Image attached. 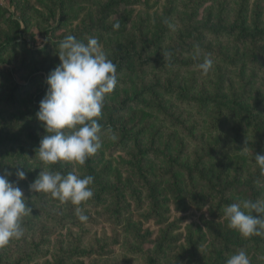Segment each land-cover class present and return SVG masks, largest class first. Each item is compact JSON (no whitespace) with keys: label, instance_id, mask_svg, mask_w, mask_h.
<instances>
[{"label":"trees","instance_id":"1","mask_svg":"<svg viewBox=\"0 0 264 264\" xmlns=\"http://www.w3.org/2000/svg\"><path fill=\"white\" fill-rule=\"evenodd\" d=\"M24 1L10 0L7 8L0 4V102L21 105L9 119L29 137L35 166L0 159V175L12 173L9 179L24 191L32 212L21 217L24 235L0 247V264H86L83 257L107 255L112 251L107 247L122 242L124 264L135 259L140 264H226L239 250L250 255L251 264H264V235L245 238L228 227L224 215V208L239 200L264 202V173L255 162L256 153L264 154V76L260 84L256 78L259 69L264 74V0H235L232 8L228 0H165L161 12L144 17V25L126 15L111 19L119 0H107L94 18L83 16L75 31L69 27L89 0H38L45 12L35 17L54 22L36 24L43 39L39 46L25 15L31 8L18 12ZM210 1L214 6H206ZM117 21L120 28L113 30ZM60 30L65 32L53 38ZM68 35L84 43L97 38L116 65L117 84L105 94L97 118V152L83 165H45L38 150L35 154L46 134L36 112L46 93L47 71L60 63L58 45ZM20 49L31 60L40 56L23 83L15 77H22L30 64L21 60L16 67V60H5ZM50 54L54 57L45 66ZM205 58L213 64L202 74L198 65ZM174 69L164 79L157 75ZM30 89V100L23 99ZM13 137L0 138V147L16 143ZM17 167L25 172L22 180L15 174ZM41 170L90 175L94 195L80 205L65 202L62 213L54 211L58 198L29 189ZM131 203L137 210L145 207L143 220L164 225L159 237L132 221ZM91 205H105L120 229L97 247L81 244L84 222L92 220L83 207ZM77 208L86 221L78 218ZM190 208L200 213L199 223L186 224L184 234H172ZM172 210L183 216L167 223L164 215ZM66 227L78 229V240L69 228L66 234L56 233Z\"/></svg>","mask_w":264,"mask_h":264},{"label":"clouds","instance_id":"2","mask_svg":"<svg viewBox=\"0 0 264 264\" xmlns=\"http://www.w3.org/2000/svg\"><path fill=\"white\" fill-rule=\"evenodd\" d=\"M112 27L118 30L119 21ZM58 48L60 63L46 78V93L36 112L46 134L41 137L35 154L38 150L39 159L45 165L57 161H75L83 165L101 147V125L97 118L101 117L105 94L117 84L116 65L101 50L95 37L84 43L68 35ZM165 55L163 53L164 58ZM212 64L211 59L205 58L198 68L202 74H207ZM111 138L116 139L115 136ZM255 162L264 173V154L256 153ZM21 168L17 167L15 174L22 180L25 172ZM11 175V172L0 175V247L24 235L21 217L32 212L26 205L23 190L9 179ZM93 179L90 175L81 177L72 172L41 170L29 189L80 205L94 195L89 187ZM76 214L81 221L88 219L80 208L76 209ZM224 215L228 227L243 237L264 235V202L239 200L226 206ZM226 264H251V261L244 250H239L227 259Z\"/></svg>","mask_w":264,"mask_h":264},{"label":"rangeland","instance_id":"3","mask_svg":"<svg viewBox=\"0 0 264 264\" xmlns=\"http://www.w3.org/2000/svg\"><path fill=\"white\" fill-rule=\"evenodd\" d=\"M14 1V0H13ZM107 0H89L88 3H86L84 5V9L82 12L79 13V19L77 18L75 21L72 22V24L70 25V29H74L78 30L81 27V19L84 18L83 16H85L87 19H91L94 18V16L97 15L98 11H99V6L103 3H105ZM132 3L127 4L124 3L123 0H119L118 3L116 5H114L113 8H115V14L113 15V17L111 19L114 18H118L120 16H128L129 20H139V22L141 21L142 25L145 24L144 21V17L147 14H151L152 12H154L156 9H158L159 12L162 11V5L165 3V0H148V2L144 3V4H140L137 3L136 0H130ZM145 1V0H142ZM219 1V0H216ZM235 0H228L229 2V7H233V3ZM25 3V5H24ZM212 2H207V5L210 6H214V2L211 4ZM252 3V0H251ZM0 4L4 7H8L11 6L10 4V0H0ZM27 7L29 6L31 9L26 13V18L27 16L29 17L28 19V23L30 24V28L32 29V32H34L35 34V44H37V46H39L41 43H43V39L41 37V35H38V26H36V24L40 25V26H44L47 22H43L42 18H36L35 16L37 14H40V12H45V11H41L40 7L41 4L39 3L38 0H25L23 3L19 4V8L20 11L23 13V11H21L23 9V7ZM19 10V9H18ZM17 15V13L15 14ZM86 19V20H87ZM49 24L53 25L54 22L51 19L49 21ZM145 29V28H144ZM65 31H56L53 34V38H55L56 36H60L62 35ZM34 44V46H35ZM101 48V47H100ZM53 54H50L48 56L47 62L45 63V66L48 65V60L49 59H53ZM9 59L12 60H16V67L18 66V64H21V60H23V62L25 64H30V65H25L27 67L24 68V70H22V73L20 76L22 77H15L16 81L23 83L22 81L25 82V79L28 78V74L31 75L34 66H36V62L40 61V56H35L34 60H31L30 57L28 55H25V53L23 52L22 49L17 50V51H13L10 52L8 54H6L5 60L9 61ZM53 69H49L47 72H51ZM36 74H41V72L43 71H36ZM43 72V74H47ZM176 70H172L168 75L167 74H158V76L161 75L162 79H164L165 77H169V75L175 73ZM186 75V76H185ZM45 76V75H44ZM263 70L259 69L257 71L256 74V78H257V83L260 84L261 80L263 79ZM184 77L185 80L187 81L188 78V74L184 73ZM33 93V89H30L29 91H27L26 94H24L22 96L23 99L26 100H30V96ZM21 105H17L15 108H12L9 105H5L4 103L0 102V138H3L4 136H9V137H13L15 139H17L18 141H16V143L14 144H7L4 147H0V159L3 160L4 162H10V163H14V164H25L27 166H35V160L32 156H30L31 150L33 148L32 143L29 139V137L27 136L26 132L24 131L23 127L21 126H15L13 127L11 125V121H10V116L13 113H16L18 111H20ZM24 192V191H23ZM53 209L54 211H59L60 213H62L65 208L67 207V204L65 202L59 201V203L53 205ZM86 209L90 212V215L92 216V220H87L86 222H84V233L85 236L82 239L81 244L83 246L86 245H91L93 247H97V246H101L104 244L105 241H109L115 232L120 231L119 226L114 224L111 220H110V211L109 209H107V207L105 205L100 206V207H95L94 205L91 206H87V207H83V210ZM145 212V207H143L142 209L137 210L136 209V205L134 203H131V207L129 209V213L130 217L132 219V221L134 222H142V229H149L153 232V238H157L160 236V232H159V227H163V226H157L152 220L149 221H145L142 219L141 215ZM186 216V220L180 224V227L178 230L173 231L174 233L172 234H184V228L186 224L189 223H194V224H198L199 223V216L200 213L197 212L194 208H190L189 211L187 213L184 214ZM165 218H167V223H170L172 221H174L175 219H178L180 216H183V214H178L175 211H170L169 213H166ZM166 223V222H165ZM166 223V224H167ZM67 228H64L63 230H58L56 231V233L61 232L62 234H66L67 233ZM68 230H70L73 235V237L78 240L75 235L77 233V228H69ZM122 236V235H121ZM123 238V237H122ZM65 246L68 248L70 246V242L67 241L65 243ZM123 242L122 244L119 246L114 245L112 247H107L106 250H112L110 251L107 255L104 256H99V255H92L91 257H83L82 259H84V262L86 264H124L123 261L120 259V257H122L121 254H123ZM130 256V253H128ZM250 256V255H248ZM132 257V256H130ZM130 264H140L136 259L135 261H131Z\"/></svg>","mask_w":264,"mask_h":264}]
</instances>
